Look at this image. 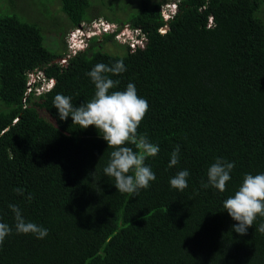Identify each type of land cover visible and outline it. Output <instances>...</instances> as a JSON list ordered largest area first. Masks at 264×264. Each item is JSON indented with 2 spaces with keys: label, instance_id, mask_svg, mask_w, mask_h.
<instances>
[{
  "label": "trees",
  "instance_id": "16d2710c",
  "mask_svg": "<svg viewBox=\"0 0 264 264\" xmlns=\"http://www.w3.org/2000/svg\"><path fill=\"white\" fill-rule=\"evenodd\" d=\"M58 1L72 27L93 20L90 12L97 10L91 0ZM165 2L128 3L123 18L101 12L142 31L143 47L107 32L104 42L118 52L104 49L96 36L74 55L49 47L24 7L0 11V222L12 227L0 244V264H264V233L257 230L264 217L241 236L223 208L245 174L264 173V21L258 15L264 0H175L178 10L169 19ZM97 6L119 12L106 0ZM46 13L52 15L50 8ZM119 60L127 70L109 74L120 82L110 92L135 85L149 105L138 134L160 149L145 161L156 180L138 195L118 192L114 178L104 175L111 149L95 126L61 120L53 106L57 94L71 97L73 106L91 100L95 86L87 73ZM31 73L53 78V88L38 92ZM176 145L179 163L169 168ZM217 158L235 164L223 193L201 188ZM185 169L188 187L171 188L170 179ZM9 204L48 235L17 234Z\"/></svg>",
  "mask_w": 264,
  "mask_h": 264
},
{
  "label": "clouds",
  "instance_id": "9594fccd",
  "mask_svg": "<svg viewBox=\"0 0 264 264\" xmlns=\"http://www.w3.org/2000/svg\"><path fill=\"white\" fill-rule=\"evenodd\" d=\"M169 10L167 19L174 16L178 10L175 2ZM107 21H101L106 23ZM81 26V25H79ZM82 25L75 35L68 39V55H74L85 50L89 46L90 39L96 37L91 34L94 25L83 28ZM130 27V26H129ZM78 29V30H79ZM100 32L107 33V27L99 25ZM137 36L138 43H145L147 36L140 30L132 28ZM76 47V51L72 48ZM65 58L64 61H66ZM127 69L123 60L115 62L109 66L103 63L97 64L87 73L95 86V92L91 100L79 106H73L72 98L57 94L53 100V106L58 111L59 119L66 121L72 118L73 124L80 129H88L95 126L100 137L107 142L108 149H111L109 161L104 167V175L114 178V186L120 193L138 195L142 189L150 187V183L156 180L155 173L145 161L150 157H155L160 149L158 145L151 143L146 134H138V128L146 116L149 109L148 102L141 98L135 85L128 83L126 89L115 90L119 85V80H113L110 75H119ZM39 79L44 83H54L53 78H48L44 74H39ZM135 146V151L133 147ZM180 145H176L171 153L168 167L172 168L179 163ZM234 162H229L223 158H217L207 170V182H201V188L209 187L219 190L221 193L226 191V185L231 180V172L234 169ZM97 171V169H96ZM96 173V172H95ZM95 173L93 175H95ZM188 170H181L170 179V186L180 192L188 187ZM14 191L22 195L23 189L16 188ZM29 202L33 199L31 195L27 197ZM9 208L14 213L15 231L17 234H32L37 239H44L48 235V229L34 222L26 221L20 208L15 204H9ZM223 208L230 217L237 223L232 230L241 236L246 235L248 229L253 226L257 217H264V173L245 174L241 185L223 201ZM264 233V223L257 229ZM12 227L0 222V244L10 235Z\"/></svg>",
  "mask_w": 264,
  "mask_h": 264
},
{
  "label": "rangeland",
  "instance_id": "374dc122",
  "mask_svg": "<svg viewBox=\"0 0 264 264\" xmlns=\"http://www.w3.org/2000/svg\"><path fill=\"white\" fill-rule=\"evenodd\" d=\"M17 1H18L17 3H19L18 5H14L15 2L11 3V5H10V3L6 2L5 0H0V8L5 7L3 9H1L0 11L5 10L7 7H9L8 10H10V9L17 10L18 7H24V9L26 11L22 10L21 13L29 14L30 19L35 20L36 22H38L43 27V32L45 35L46 44L56 51L67 52L68 48H69L68 39L71 36V34L73 33V31L79 25L75 26V27H72L70 25L68 26L67 19H65L64 14L59 10V5H60L59 1L58 0H52L49 2V0H44L45 1L44 4L40 3L38 0L37 1L17 0ZM91 1L93 2L94 5H96L97 10L94 12V8H93L90 12L91 16L93 17V20L84 21L80 24V25L84 26L83 28L89 29L90 26L92 27L96 23H99L101 21H107V23H108L107 32H109V33H115L116 32L117 34H116L115 38L117 40H119L121 43L130 44L132 48H136L138 46L143 47L145 45V43L135 44L136 42H138L137 36L133 32H131L133 30L131 27H129V24H124L123 21L120 19H117V20H110L108 18L105 19L106 17L103 16V14L101 13L102 11H104V12L110 11L107 13L112 18H115L116 14L120 18H123V16H125L123 14V10L128 9V3L129 4L130 3L137 4L139 2V0H106V2L108 4L112 3L115 7V10H117L119 12L111 10V8H108V6H107V8L98 7L97 6V0H91ZM174 3H175V0H166L165 4L163 5V15H164L165 19H167L166 17L169 16L168 12L171 8H173L172 6L174 5ZM46 7L50 8L53 16L51 14L46 13V9H47ZM136 8H138V7H136ZM10 13H12V12H10ZM119 13H122L123 15L119 14ZM258 15L264 21V6H262ZM61 24H63L65 26L64 27L65 30L63 31L64 34L62 37L60 36V32H58V29H57V28L62 27ZM166 29H167V27H163L162 30L165 31ZM78 31H80V30H77V32ZM103 33H104V31L100 32V30L97 29L96 32H92L91 34H96L98 36L97 42L102 43V42H104V38H102ZM103 48L110 50L112 52H118V46L111 43V42H104ZM107 50H105V51H107ZM64 60H65V58H60V59H58V62H63ZM38 73H36V74L31 73L30 74L31 82L40 83L39 85L36 86V90L38 92H42V91H48V90L52 89L55 82L54 83H44L43 80L39 79Z\"/></svg>",
  "mask_w": 264,
  "mask_h": 264
},
{
  "label": "built area",
  "instance_id": "2783aa9c",
  "mask_svg": "<svg viewBox=\"0 0 264 264\" xmlns=\"http://www.w3.org/2000/svg\"><path fill=\"white\" fill-rule=\"evenodd\" d=\"M100 24H103L105 27H107L108 26V23L106 22V23H101V22H99V23H96L94 26V29H92V31H96L97 29H99V26L98 25H100ZM82 26V25H81ZM81 26H78L77 27V30L81 27ZM80 30V29H79ZM75 35V32H73L72 34H71V36L73 37ZM72 48L74 49V51H76V47L75 46H73L72 45Z\"/></svg>",
  "mask_w": 264,
  "mask_h": 264
}]
</instances>
